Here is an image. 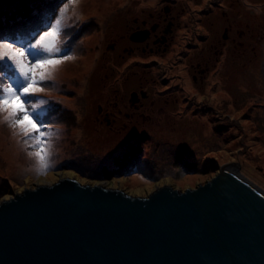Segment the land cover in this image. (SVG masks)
Segmentation results:
<instances>
[{
	"label": "rangeland",
	"instance_id": "1",
	"mask_svg": "<svg viewBox=\"0 0 264 264\" xmlns=\"http://www.w3.org/2000/svg\"><path fill=\"white\" fill-rule=\"evenodd\" d=\"M139 1L79 0L67 14L61 48L74 59L33 98L52 125L50 167L40 173L33 149L0 123V204L68 179L141 199L185 193L233 164L264 190V0ZM65 2L0 0V34L27 47ZM165 4L182 17L170 56L119 57L124 23ZM209 52L217 61L194 81Z\"/></svg>",
	"mask_w": 264,
	"mask_h": 264
},
{
	"label": "water",
	"instance_id": "2",
	"mask_svg": "<svg viewBox=\"0 0 264 264\" xmlns=\"http://www.w3.org/2000/svg\"><path fill=\"white\" fill-rule=\"evenodd\" d=\"M150 197L63 180L0 204V264H264V190L238 164Z\"/></svg>",
	"mask_w": 264,
	"mask_h": 264
},
{
	"label": "snow or ice",
	"instance_id": "3",
	"mask_svg": "<svg viewBox=\"0 0 264 264\" xmlns=\"http://www.w3.org/2000/svg\"><path fill=\"white\" fill-rule=\"evenodd\" d=\"M78 4L79 0H66L55 23L49 24L27 47L0 34V123L23 137V143L33 149L29 156L38 162L40 173L50 167L53 133L52 125L45 123L43 113L38 111L46 102L33 98L45 91V82L62 64L74 59L62 54L61 37L67 14L75 13Z\"/></svg>",
	"mask_w": 264,
	"mask_h": 264
},
{
	"label": "flooded vegetation",
	"instance_id": "4",
	"mask_svg": "<svg viewBox=\"0 0 264 264\" xmlns=\"http://www.w3.org/2000/svg\"><path fill=\"white\" fill-rule=\"evenodd\" d=\"M138 2L140 1L136 0V3ZM181 18L177 9L169 4H165L153 11L143 9L124 23V28L127 29V33L122 39L124 45L117 42L112 48L116 50L117 46L122 47L120 50L122 53L119 55L121 58H124L126 55H138L139 53L160 58L170 56L176 45V32L179 26H181ZM212 50H216L215 47L212 46ZM217 58L216 54L213 57L210 52L207 55L202 54L196 58V65H192L196 73L193 75V80L202 81L203 78H206L211 63L213 60L217 61ZM134 93L142 95L144 89L141 86ZM138 97L135 98L136 103H141Z\"/></svg>",
	"mask_w": 264,
	"mask_h": 264
},
{
	"label": "trees",
	"instance_id": "5",
	"mask_svg": "<svg viewBox=\"0 0 264 264\" xmlns=\"http://www.w3.org/2000/svg\"><path fill=\"white\" fill-rule=\"evenodd\" d=\"M19 9H21V8H16V10H19ZM16 10H14V11H16ZM14 11L6 12V13H4L3 16H10V15L11 16H16L18 13H13ZM3 23H4V20L2 22H0V25H2ZM121 163L122 162H119L118 164H121ZM118 167H120V166H118ZM107 178H109V177H107Z\"/></svg>",
	"mask_w": 264,
	"mask_h": 264
},
{
	"label": "bare ground",
	"instance_id": "6",
	"mask_svg": "<svg viewBox=\"0 0 264 264\" xmlns=\"http://www.w3.org/2000/svg\"><path fill=\"white\" fill-rule=\"evenodd\" d=\"M232 169H235L234 167H231ZM54 186V185H53ZM94 187V186H93ZM8 200V198H5L3 201H1V203L2 202H6Z\"/></svg>",
	"mask_w": 264,
	"mask_h": 264
}]
</instances>
